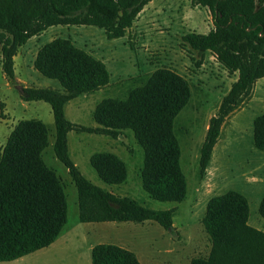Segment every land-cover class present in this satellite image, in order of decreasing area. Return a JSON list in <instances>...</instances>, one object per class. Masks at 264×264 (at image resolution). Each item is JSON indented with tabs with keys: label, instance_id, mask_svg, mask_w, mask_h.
<instances>
[{
	"label": "trees",
	"instance_id": "obj_1",
	"mask_svg": "<svg viewBox=\"0 0 264 264\" xmlns=\"http://www.w3.org/2000/svg\"><path fill=\"white\" fill-rule=\"evenodd\" d=\"M150 0H0V65L6 79L15 82L14 56L18 48L51 25H95L107 38L124 36ZM192 6L209 9L213 27L206 33L188 32L180 45L208 50L236 79L209 117L200 146L199 174L203 175L221 126L264 75V0H190ZM133 48L130 38H127ZM33 67L56 79L60 90L16 84L23 100H43L50 105L55 157L73 181L80 222L153 220L164 229L172 227L174 207L152 209L136 199L112 193L93 184L79 170L68 151L70 130L117 137L131 129L143 150L141 186L154 199L180 201L187 192L180 164V146L173 121L187 104L191 91L183 75L167 67L154 69L146 81L130 89L125 98L104 97L92 111L97 126L69 120L65 103L109 82L105 63L56 36L36 50ZM250 97V96H249ZM252 143L264 151V112L252 120ZM49 143L47 125L38 118L19 119L0 150V261H10L48 246L67 222L65 185L43 160ZM89 163L106 183L127 177L125 162L110 151L89 156ZM264 218V194L258 203ZM246 196L228 189L210 197L201 222L211 239L206 257L189 264H264V230L248 223ZM91 264H141L136 254L115 243L98 242L90 249Z\"/></svg>",
	"mask_w": 264,
	"mask_h": 264
},
{
	"label": "rangeland",
	"instance_id": "obj_2",
	"mask_svg": "<svg viewBox=\"0 0 264 264\" xmlns=\"http://www.w3.org/2000/svg\"><path fill=\"white\" fill-rule=\"evenodd\" d=\"M211 27L207 7L192 6L190 0H150L122 37L107 38L104 30L95 25H51L18 48L14 56V83L6 79L0 65V150L19 119L38 118L45 121L49 143L43 149V160L62 178L67 200V222L50 245L10 261H0V264H91L90 249L98 242L115 243L132 250L141 264H189L191 258H204L210 250L211 239L201 222L206 201L228 189L245 192L249 203V223L264 230V218L257 210L259 193L264 190V151L254 147L251 137L250 115L256 106L252 105L234 117L235 122L238 121L236 127L233 128V121L225 125V142H219L212 158V168L219 186L207 190L203 185V175L199 174L200 146L208 117L216 111V105L226 93L229 82L237 76L236 71L225 73V68L208 50H193L180 45L183 34L206 33ZM56 36L75 38V45L92 56L101 51L110 72L106 87L94 93H81L67 104L65 114L71 121L90 125L94 122L92 107L95 101L104 97L125 98L130 89L142 85L158 67L173 69L187 80L190 98L173 121L187 187L186 195L180 201L154 199L142 188L140 169L143 150L131 129L125 130L126 137L118 141L115 150L127 169V177L121 183L104 182L89 163V155L93 152L114 151L100 141L101 138L112 140L110 136L75 130H71L68 136L73 161L93 184L112 193L132 197L152 209L174 207L172 227L169 229H164L153 220H78L75 185L52 148L54 124L50 105L43 100L21 99L16 87V84H21L60 88L56 79L43 76L33 67L38 47ZM128 36L133 48L127 41ZM251 92L252 89L242 97L238 106L248 100ZM255 167L258 168L253 176L261 179V185L257 190L247 189L242 171Z\"/></svg>",
	"mask_w": 264,
	"mask_h": 264
},
{
	"label": "crops",
	"instance_id": "obj_3",
	"mask_svg": "<svg viewBox=\"0 0 264 264\" xmlns=\"http://www.w3.org/2000/svg\"><path fill=\"white\" fill-rule=\"evenodd\" d=\"M72 40V42L75 44V38H72L71 39ZM213 56V55H212ZM94 57H96V58H98V59H100V60H102L103 62H104V60L105 59H103L104 58V55H103V53L101 52V51H98V53L96 54V55H94ZM105 63V62H104ZM106 65V64H105ZM107 66V65H106ZM224 71H225V73H226V70L224 69ZM110 73V72H109ZM236 78H234L233 80H231L230 82H229V86H228V89H229V87H230V85H231V83L235 80ZM109 83V82H108ZM107 85H105V86H102V87H106ZM55 89V88H54ZM100 89H102L101 87L100 88H98V89H95V90H93V91H89V92H85V93H94V92H96V91H99ZM227 89V90H228ZM57 90H60V88L59 89H57ZM61 91V90H60ZM227 92V91H226ZM73 98H75V97H73ZM73 98H71V99H69L66 103H65V105H64V112H65V110H66V106H67V104L68 103H70V101L73 99ZM102 99V98H101ZM100 99V100H101ZM100 100H98V101H100ZM98 101H95V103H93L94 104V106L92 107V111H93V109H94V107H95V105H96V103L98 102ZM219 102H220V100H219ZM219 102H218V104L216 105V109H217V107H218V105H219ZM252 105L253 106H256V109L254 110V111H251L252 113H251V115H250V117H251V121H252V119L254 118V116H256L257 114H259V113H262V112H264V75L262 76V77H260V78H258L255 82H254V85H253V88H252V92H251V95H250V97L248 98V100L245 102V103H243V104H240L238 107H236L230 114H229V116L227 117V119L225 120V122L223 123V125L221 126V132H220V135H218L219 137H218V139H217V141H216V143H215V145H214V147H213V150H212V153H211V157H210V160H209V163H208V165H207V167H206V169H205V173L203 174V185H204V188H206L207 190H210V189H212V188H216V186H219L218 184H219V182H218V180H217V177H216V175H215V173H214V169L212 168V158H213V153L215 152V150L217 149V147L219 146V142L220 141H223V142H225L224 141V129H225V125L227 124V123H229L230 121H233L232 123V125H233V128L234 127H236L237 126V124H238V121L237 122H235V120H234V117H236L237 116V114L238 113H240L241 111H243V110H245L246 108H248V107H252ZM8 111V108H7V104H6V102H5V112H7ZM213 113V112H212ZM212 113H210V115H209V117L212 115ZM66 115V114H65ZM209 117H208V120H209ZM53 118V117H52ZM231 119V120H230ZM43 121V120H42ZM73 121V120H72ZM44 123H45V121H43ZM74 122V121H73ZM77 123V122H76ZM236 123V124H235ZM46 124V123H45ZM47 125V124H46ZM98 124L95 122V120H94V122L93 123H90V125L89 126H97ZM208 125V123L206 124V126ZM207 128V127H206ZM125 130L126 129H123L122 130V132L117 136V137H111L110 135H107V134H103V133H93V132H88L89 134H98V135H106V136H110L111 138H112V140H108V139H105V138H101V140L100 141H102V142H105L106 144H108L114 151H110V152H112V153H114V154H116L117 156H119L117 153H116V151L115 150H117V144L119 143L118 141L121 139V138H125L126 137V133H125ZM71 131V130H70ZM70 131H68V133H67V143H68V136H69V133H70ZM92 137H95V136H92ZM95 140H97L98 141V139L96 138ZM68 151H69V155L71 156V158L73 157L72 156V153H71V151H70V149H69V144H68ZM94 153V152H93ZM92 154V153H91ZM90 154V155H91ZM89 155V156H90ZM120 157V156H119ZM121 158V157H120ZM122 159V158H121ZM73 160V159H72ZM123 160V159H122ZM124 161V160H123ZM76 163V162H75ZM263 165H264V162H263ZM258 167H255V168H251V169H248L247 171H242V174H241V176L245 179V181H247L246 183H247V189L249 188V189H251V188H254V190H257L258 189V187L261 185V184H259V182H261V179L258 177V176H253V174H254V172H255V170L257 169ZM206 190V191H207ZM206 191H200V192H206ZM243 192V191H242ZM244 194H245V192H244ZM263 194H264V190L263 191H261L260 193H259V199L263 196ZM248 223H249V217H248ZM250 224V223H249ZM251 225V224H250ZM51 244V243H50ZM49 244V245H50ZM46 247V246H45Z\"/></svg>",
	"mask_w": 264,
	"mask_h": 264
}]
</instances>
